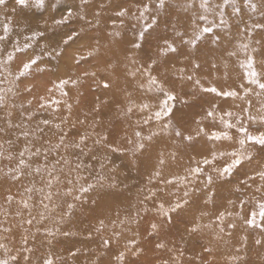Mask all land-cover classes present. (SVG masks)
<instances>
[{"label": "clouds", "instance_id": "clouds-1", "mask_svg": "<svg viewBox=\"0 0 264 264\" xmlns=\"http://www.w3.org/2000/svg\"><path fill=\"white\" fill-rule=\"evenodd\" d=\"M0 264H264V0H0Z\"/></svg>", "mask_w": 264, "mask_h": 264}]
</instances>
